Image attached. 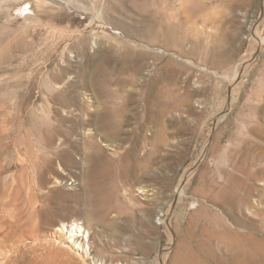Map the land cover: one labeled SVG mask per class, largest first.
<instances>
[{
	"label": "rangeland",
	"instance_id": "rangeland-1",
	"mask_svg": "<svg viewBox=\"0 0 264 264\" xmlns=\"http://www.w3.org/2000/svg\"><path fill=\"white\" fill-rule=\"evenodd\" d=\"M4 195L13 264H264V0H0Z\"/></svg>",
	"mask_w": 264,
	"mask_h": 264
},
{
	"label": "bare ground",
	"instance_id": "bare-ground-1",
	"mask_svg": "<svg viewBox=\"0 0 264 264\" xmlns=\"http://www.w3.org/2000/svg\"><path fill=\"white\" fill-rule=\"evenodd\" d=\"M179 3H181L182 0H178ZM171 4V3H168V5ZM165 6V4L163 5ZM170 7V6H168ZM26 9L24 8L22 10V12H24ZM157 10V9H156ZM141 56V55H140ZM120 120H117L115 119L114 120V127L115 128H119L120 127ZM117 130L114 131V136H115V133H116ZM142 135V134H141ZM107 136L109 137H112L113 134L111 133H107ZM89 146L90 147H96V144L94 142V140H91L89 142ZM148 144V143H147ZM89 147V148H90ZM95 151H96V148H95ZM94 153V152H93ZM92 154V153H91ZM95 154V153H94ZM65 159L66 160H71V157L68 153H65ZM95 158H91V160H94ZM13 178V177H12ZM14 188V187H13ZM12 191V190H11ZM10 191V192H11ZM9 192V193H10ZM19 195V194H17ZM9 196V195H8ZM13 197V196H12ZM10 198V197H8ZM14 198V197H13ZM7 199V196H0V203L3 205V203ZM1 206V205H0ZM3 206H1L2 208ZM5 208V207H4ZM168 213V212H167ZM2 223V221H1ZM0 223V224H1ZM3 225V224H2ZM0 226V264H13V260L10 261L11 258H13V255L12 257L10 258V252L13 250L14 248V241L16 239V242H17V238H16V235L19 234V230H18V233L17 231L15 232H12V231H7L5 228H4V225L3 226ZM17 225V224H16ZM254 223L251 221L249 223V226H253ZM13 227V226H12ZM23 229V228H22ZM10 230V229H9ZM85 233V229L82 228V226L80 225L79 222H76L75 220L71 221V223H65V221L62 223H60V225L56 226L54 231L52 232L51 236L52 238L58 243V244H61V245H64L66 247H69L70 249L73 250V247L78 250V251H83V248H80L82 246V240L80 241L79 240V237H83ZM21 236V235H20ZM19 236V237H20ZM50 239V238H49ZM81 239V238H80ZM19 241V240H18ZM15 242V243H16ZM235 243V241L233 239H231V243H230V246H229V250H234V249H237L235 248L236 245L233 244ZM18 245V243H16ZM242 245V244H241ZM16 246V245H15ZM17 247V246H16ZM15 249V248H14ZM14 251V250H13ZM74 251V250H73ZM85 251V250H84ZM83 251V252H84ZM238 253L235 255V259L237 260L235 264H255L256 261L258 260L257 258V250H256V247L254 245H249V244H243L241 249L239 250L238 248ZM15 252V251H14ZM13 253V252H12ZM77 253V252H76ZM86 253V252H85ZM82 256V255H81ZM259 257V256H258ZM12 262V263H11ZM191 263V260H188L187 261V264ZM16 264V263H15ZM192 264V263H191Z\"/></svg>",
	"mask_w": 264,
	"mask_h": 264
}]
</instances>
